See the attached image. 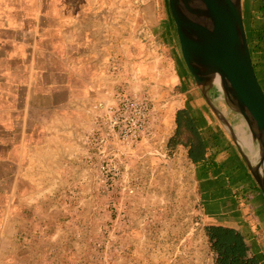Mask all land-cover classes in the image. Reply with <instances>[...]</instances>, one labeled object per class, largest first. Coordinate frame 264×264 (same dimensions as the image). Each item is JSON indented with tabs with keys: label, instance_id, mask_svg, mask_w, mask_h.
I'll use <instances>...</instances> for the list:
<instances>
[{
	"label": "crops",
	"instance_id": "obj_1",
	"mask_svg": "<svg viewBox=\"0 0 264 264\" xmlns=\"http://www.w3.org/2000/svg\"><path fill=\"white\" fill-rule=\"evenodd\" d=\"M75 1L0 0V264L25 263L30 249L15 245L12 216L28 205L42 210V197L53 193L50 188L59 179L72 178L75 163L87 158L84 137L93 99L109 92L106 55L77 22ZM241 5L264 88V0H241ZM184 69L177 75L172 108L164 110L156 143L166 144L172 136L175 113L188 98L194 109H203L190 95ZM211 115L205 116L204 136L206 156L216 167L206 174L205 165H194L184 147L174 153L192 166L203 227L239 231L249 256L264 264V196ZM33 194L36 200L27 203ZM49 223L41 227L47 230Z\"/></svg>",
	"mask_w": 264,
	"mask_h": 264
},
{
	"label": "rangeland",
	"instance_id": "obj_2",
	"mask_svg": "<svg viewBox=\"0 0 264 264\" xmlns=\"http://www.w3.org/2000/svg\"><path fill=\"white\" fill-rule=\"evenodd\" d=\"M74 7L77 22L106 55L108 75L109 92L93 99L85 136L94 105L117 90L148 95L163 121L185 68L165 0H76ZM187 75L195 103L207 106ZM155 140L138 144L119 163L118 178L105 177L96 159H85L75 163L72 178L45 187L53 193L42 197V210L15 211V245L30 249L23 264H213L192 166L168 141ZM26 199L30 204L36 197Z\"/></svg>",
	"mask_w": 264,
	"mask_h": 264
},
{
	"label": "water",
	"instance_id": "obj_3",
	"mask_svg": "<svg viewBox=\"0 0 264 264\" xmlns=\"http://www.w3.org/2000/svg\"><path fill=\"white\" fill-rule=\"evenodd\" d=\"M165 3L186 71L264 196V92L250 56L241 0ZM215 79L229 116L210 103L206 90ZM246 137L252 152L242 146Z\"/></svg>",
	"mask_w": 264,
	"mask_h": 264
},
{
	"label": "built area",
	"instance_id": "obj_4",
	"mask_svg": "<svg viewBox=\"0 0 264 264\" xmlns=\"http://www.w3.org/2000/svg\"><path fill=\"white\" fill-rule=\"evenodd\" d=\"M116 69L117 65L112 64L113 73ZM94 109L93 127L84 137L86 160L96 159L102 175L118 178L121 174L119 163L138 144L153 142L158 136L162 114L148 95L120 90L110 99L97 102ZM132 193L133 190H129V194Z\"/></svg>",
	"mask_w": 264,
	"mask_h": 264
},
{
	"label": "trees",
	"instance_id": "obj_5",
	"mask_svg": "<svg viewBox=\"0 0 264 264\" xmlns=\"http://www.w3.org/2000/svg\"><path fill=\"white\" fill-rule=\"evenodd\" d=\"M243 24L254 72L264 92L252 59L254 47L251 46V31L244 18ZM190 101L191 99L188 98L184 107L176 111L175 129L167 146L171 150L178 146L184 147L187 150L188 159L194 165H205V172L208 174L212 167H216L213 158L206 156L208 143L204 136V129L207 122L205 116L209 114V110L207 106H202V110H196L191 106ZM204 231L213 255V264H260L255 256H249V249L239 231L220 225L205 226Z\"/></svg>",
	"mask_w": 264,
	"mask_h": 264
},
{
	"label": "bare ground",
	"instance_id": "obj_6",
	"mask_svg": "<svg viewBox=\"0 0 264 264\" xmlns=\"http://www.w3.org/2000/svg\"><path fill=\"white\" fill-rule=\"evenodd\" d=\"M175 28V27H174ZM176 31V30H175ZM207 95L209 96L210 103L217 108L221 112V114L227 116V110L225 109L222 99H221V92H220V87H219V82L217 79L212 81L210 85L207 86ZM229 116V115H228ZM239 127V126H238ZM242 146H246L245 148L249 151L252 152L254 151L253 145L250 141L249 137H246L245 139H242Z\"/></svg>",
	"mask_w": 264,
	"mask_h": 264
}]
</instances>
